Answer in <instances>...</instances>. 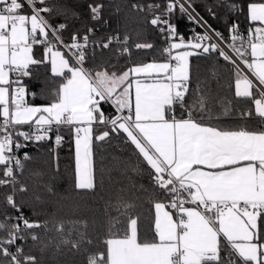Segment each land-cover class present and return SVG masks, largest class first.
<instances>
[{
    "label": "snow or ice",
    "instance_id": "snow-or-ice-1",
    "mask_svg": "<svg viewBox=\"0 0 264 264\" xmlns=\"http://www.w3.org/2000/svg\"><path fill=\"white\" fill-rule=\"evenodd\" d=\"M111 3L0 0V264H44L50 248L52 264H264V0L205 3L213 19L230 15L227 36L196 0L132 3L159 48L140 29L122 33L119 19L113 30ZM180 19L192 25L187 38ZM193 58L209 62L203 77ZM64 143L74 147L73 191L96 197L102 213L82 202L67 219L37 211L57 196L56 176L25 149L54 145L58 175ZM113 146L115 167H98ZM114 171L125 181L115 200Z\"/></svg>",
    "mask_w": 264,
    "mask_h": 264
},
{
    "label": "trees",
    "instance_id": "trees-1",
    "mask_svg": "<svg viewBox=\"0 0 264 264\" xmlns=\"http://www.w3.org/2000/svg\"><path fill=\"white\" fill-rule=\"evenodd\" d=\"M104 3L108 4L109 0H103ZM138 0H112V3L109 7H107L104 10V17L106 19H109L111 22V28L113 30L117 27V19L120 21V31L123 33L125 30V26L127 27V30L135 37L136 30L140 29L141 34L139 36V39H147L149 41H154L156 46L162 47L163 44L158 36V34L155 32L154 29L150 25H147V20L145 19L144 15L142 13H136L131 11V4L136 3ZM68 3L72 5L73 7H76L78 11L84 10V3L85 0H80L79 4H75L73 0H68ZM207 4H214L215 0H196V10L208 21L210 25H212L213 28L217 29L218 31H221L224 33L225 36L228 35L227 31V24L231 22V17L225 16L224 9L219 10V18L213 19L208 15V13L205 11L203 5ZM116 5H119L122 8L121 13L119 14V17L113 16L112 12L114 11V7ZM240 21V27L243 31L247 27V21H245L244 17H239ZM178 26V30L185 35L187 38L191 33L188 31L189 28L192 27L191 24L187 21V19H180L175 21ZM144 31L143 29H145ZM196 31H200L199 28L196 29ZM151 58V53H144V52H134L133 59L135 61H146ZM194 63L199 64V72L201 76L203 77L206 75L209 71V62L205 60L196 61L195 58H193ZM123 64V60L121 61ZM40 82H36L32 86V90L38 91L42 87V81L44 77V71L41 69L40 73ZM227 79L225 78L222 81V85L220 88L222 95H228L227 92ZM39 102V101H38ZM65 139L68 140L69 137L66 135ZM48 147H54V145H48L45 144L40 148V151L37 152V149L33 145H29L26 151H28L30 154L35 155L37 157V163L34 165L35 167H48L53 169L49 173L50 176H56V179L52 181L54 188L56 190L57 196L55 197H49V204L46 208L43 206H37V211H47L51 212L53 210V207H57L60 209H63V211L60 213L61 216L65 219L69 218L71 216L70 206L75 202H82L87 203L91 206L93 211H97L99 213L103 212V203H96L97 198L92 196H78L76 192L73 191V175H74V147L70 143H64L60 148L56 149V152L58 153L59 160V174L57 175L54 171L57 161L54 159L53 156L49 155L47 149ZM119 156L121 155V152L119 148L113 146L108 148L106 151H100L99 154L95 157L96 163L98 167L103 168H114L116 165V161L112 159V156ZM113 181L111 183L107 182L106 179V188L108 189L109 193L112 196V199L115 200L119 193V189L124 186V178L120 176L117 172H113ZM125 198H128L130 196V193H124L123 194ZM107 198V197H106ZM60 201L59 204H57V201ZM25 213L28 215H31V212L29 209H24ZM141 211L144 213L145 217H148L149 210L147 208H142ZM113 215L115 213L113 212ZM33 219H44V216L41 215L39 217L33 216ZM145 226H147V220L145 221ZM54 249H49L44 253L43 259L44 264H52L51 256ZM37 255H39V252L37 251ZM61 264L65 260L70 259V257H59ZM77 260H79V257H76Z\"/></svg>",
    "mask_w": 264,
    "mask_h": 264
}]
</instances>
